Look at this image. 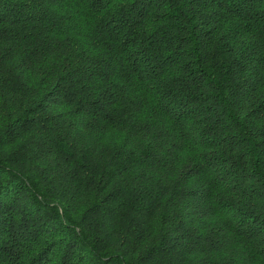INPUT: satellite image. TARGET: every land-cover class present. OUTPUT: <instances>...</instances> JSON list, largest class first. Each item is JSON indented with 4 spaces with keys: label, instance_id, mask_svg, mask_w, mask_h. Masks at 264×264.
I'll list each match as a JSON object with an SVG mask.
<instances>
[{
    "label": "trees",
    "instance_id": "16d2710c",
    "mask_svg": "<svg viewBox=\"0 0 264 264\" xmlns=\"http://www.w3.org/2000/svg\"><path fill=\"white\" fill-rule=\"evenodd\" d=\"M0 264H264V0H0Z\"/></svg>",
    "mask_w": 264,
    "mask_h": 264
}]
</instances>
